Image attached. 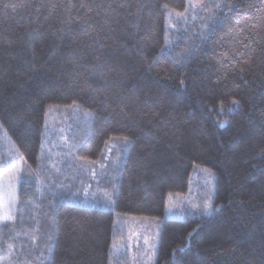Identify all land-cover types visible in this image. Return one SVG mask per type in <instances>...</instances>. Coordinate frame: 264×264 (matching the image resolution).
<instances>
[{
	"label": "trees",
	"instance_id": "trees-1",
	"mask_svg": "<svg viewBox=\"0 0 264 264\" xmlns=\"http://www.w3.org/2000/svg\"><path fill=\"white\" fill-rule=\"evenodd\" d=\"M19 159L0 264H131L130 218L157 220L153 264H264V0H0ZM199 176L209 213L164 217Z\"/></svg>",
	"mask_w": 264,
	"mask_h": 264
},
{
	"label": "rangeland",
	"instance_id": "rangeland-1",
	"mask_svg": "<svg viewBox=\"0 0 264 264\" xmlns=\"http://www.w3.org/2000/svg\"><path fill=\"white\" fill-rule=\"evenodd\" d=\"M71 135L73 138L75 135L74 130L71 132ZM125 141L126 140H124V142ZM21 160L22 159L17 160V166H11V170H9V168L0 170V221H7L10 218L17 201L19 184L16 178V171ZM115 162L116 158L114 164ZM199 170H203L202 172H206V174H211V171L196 168V171ZM197 180H199L200 185L202 186V191H200L198 197L195 194L192 195L189 193L188 190L187 193L182 196L176 195V201L172 203L174 197L169 196L168 204L165 206L163 212L164 217L180 218L183 216L184 212L195 215H206L209 213L211 210V200L210 197H207L206 192L210 190L211 177L204 178L199 176ZM94 205L101 209H111V197L107 194L102 204ZM205 205L209 206L207 212L204 211ZM129 220H131V223L126 236L125 246H128L131 250V264H153L156 241L155 227L157 226L155 223L157 220L150 221L146 218H144V220L130 218ZM121 247L122 245L118 244L116 250L118 251V249H122Z\"/></svg>",
	"mask_w": 264,
	"mask_h": 264
},
{
	"label": "snow or ice",
	"instance_id": "snow-or-ice-1",
	"mask_svg": "<svg viewBox=\"0 0 264 264\" xmlns=\"http://www.w3.org/2000/svg\"><path fill=\"white\" fill-rule=\"evenodd\" d=\"M221 6H222V5H220V4H216V5H215L216 8H220ZM202 7H207V6H206V5H202ZM209 20H210V22H211L212 17H209ZM208 209H209V206H208V205H205L204 211L207 212Z\"/></svg>",
	"mask_w": 264,
	"mask_h": 264
}]
</instances>
